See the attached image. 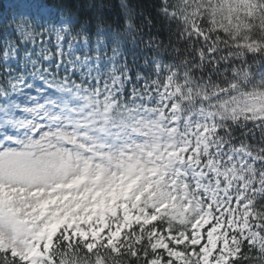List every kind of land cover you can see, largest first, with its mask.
<instances>
[{
    "label": "snow or ice",
    "instance_id": "snow-or-ice-1",
    "mask_svg": "<svg viewBox=\"0 0 264 264\" xmlns=\"http://www.w3.org/2000/svg\"><path fill=\"white\" fill-rule=\"evenodd\" d=\"M0 264H264V0L0 7Z\"/></svg>",
    "mask_w": 264,
    "mask_h": 264
},
{
    "label": "trees",
    "instance_id": "trees-1",
    "mask_svg": "<svg viewBox=\"0 0 264 264\" xmlns=\"http://www.w3.org/2000/svg\"><path fill=\"white\" fill-rule=\"evenodd\" d=\"M12 0H0V7L8 8ZM89 2L102 3L106 14L114 18L120 14V0H81L86 7ZM130 7L136 12H143L145 15L155 16V5L158 0H128Z\"/></svg>",
    "mask_w": 264,
    "mask_h": 264
}]
</instances>
